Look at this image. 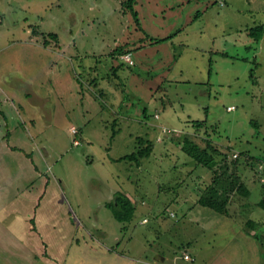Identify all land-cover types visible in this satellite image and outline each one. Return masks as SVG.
Returning <instances> with one entry per match:
<instances>
[{"label":"rangeland","instance_id":"rangeland-1","mask_svg":"<svg viewBox=\"0 0 264 264\" xmlns=\"http://www.w3.org/2000/svg\"><path fill=\"white\" fill-rule=\"evenodd\" d=\"M127 2L0 0V220L34 264H263L264 45L239 31L263 0H135L138 24ZM185 133L249 187L227 215L197 203L212 173ZM137 138L151 154L122 159Z\"/></svg>","mask_w":264,"mask_h":264},{"label":"trees","instance_id":"trees-1","mask_svg":"<svg viewBox=\"0 0 264 264\" xmlns=\"http://www.w3.org/2000/svg\"><path fill=\"white\" fill-rule=\"evenodd\" d=\"M135 0H128L126 6L130 9L135 17V21L138 24L137 12L133 9ZM245 33L253 40L254 43H258L264 35V26L262 24H255L246 28ZM130 53L125 48H120L115 51V54L122 56L123 54ZM253 77V72L250 74ZM145 114V110L143 111ZM204 121H193V127L195 131L201 128ZM180 141L181 150L191 157L198 165H201L209 169L212 173V179L209 185H206L203 194L197 200V203L201 206L208 207L216 212L227 215L229 200L233 195L238 197H248L251 193L249 187L240 178L239 175L231 173V165L234 166V161L228 163L226 153L219 151L210 141L205 143L202 147L196 141L186 133L182 135ZM137 150L122 159L135 160L136 158L142 159L151 154L153 143L145 138H137ZM234 159V158H233ZM236 160V158H235ZM262 178V177H261ZM264 187V184H263ZM129 198L125 193H114V201L108 204L111 209L113 217L119 222H129L134 214L135 202ZM257 206L264 211V196L257 201ZM248 226L254 228V222L249 220ZM256 242L258 243L261 251V259L264 264V250L263 240L261 235L256 231L252 234Z\"/></svg>","mask_w":264,"mask_h":264},{"label":"crops","instance_id":"crops-1","mask_svg":"<svg viewBox=\"0 0 264 264\" xmlns=\"http://www.w3.org/2000/svg\"><path fill=\"white\" fill-rule=\"evenodd\" d=\"M259 12L261 13V19H259L260 21H258L259 23L257 24H262L264 26V6L261 7V9L254 11V13H259ZM252 22H257V19H253ZM255 24L256 23H253V25ZM253 25L247 26L246 24H243L240 27L239 31L241 33H245L244 30ZM262 44L264 45V35L257 43L258 54H261V52L263 51ZM3 74L4 75H0V84L2 82L5 83L6 81L5 80L6 74L4 72ZM2 207L3 205H0L1 209H3ZM11 227H12L11 225L3 222V220H0V264H34L36 262H39L40 260L38 259V257L32 256V254L28 251L26 247V243L21 239L20 236L17 235L18 233L16 232V230ZM142 256L143 257H141L140 260L143 262V264H150L151 261L147 260L148 259L146 258L147 255H142ZM45 257L48 258L47 255H45ZM152 257H153L152 264H155V252L153 253ZM133 262L136 263V261ZM134 263H130V264H134Z\"/></svg>","mask_w":264,"mask_h":264},{"label":"built area","instance_id":"built-area-1","mask_svg":"<svg viewBox=\"0 0 264 264\" xmlns=\"http://www.w3.org/2000/svg\"><path fill=\"white\" fill-rule=\"evenodd\" d=\"M121 59H123V61H125V62H127L128 64H130V65H132L133 64V61L131 60V58H130V53H127L126 55H123V56H121ZM234 109V107L233 106H229V107H227V110L228 111H230V110H233ZM170 133L171 132V130H166V129H162V133ZM236 157V155H234V158ZM262 181H263V178H262ZM143 221L145 222L146 221V219H143ZM189 255L186 253V254H184V259H186V260H189Z\"/></svg>","mask_w":264,"mask_h":264}]
</instances>
